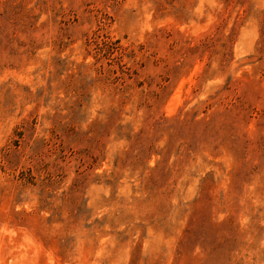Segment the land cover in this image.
I'll return each instance as SVG.
<instances>
[{"label": "rangeland", "instance_id": "rangeland-1", "mask_svg": "<svg viewBox=\"0 0 264 264\" xmlns=\"http://www.w3.org/2000/svg\"><path fill=\"white\" fill-rule=\"evenodd\" d=\"M0 264H264V0H0Z\"/></svg>", "mask_w": 264, "mask_h": 264}]
</instances>
